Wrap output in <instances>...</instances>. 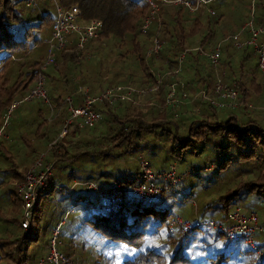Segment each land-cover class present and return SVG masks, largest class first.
I'll list each match as a JSON object with an SVG mask.
<instances>
[{
    "label": "trees",
    "instance_id": "trees-1",
    "mask_svg": "<svg viewBox=\"0 0 264 264\" xmlns=\"http://www.w3.org/2000/svg\"><path fill=\"white\" fill-rule=\"evenodd\" d=\"M51 1H53V9L54 3L61 7L76 4L80 18L83 21L92 18L101 20V32L98 33L97 37L89 40L88 45H85V48L88 47L89 50L98 52L99 58L95 57L93 61L88 60L83 66L77 64L69 66L60 63V57L63 53L72 52V44H66L58 52L57 58L58 53L56 54L55 59L57 60L56 62L54 60L53 67H49L45 71L47 78L52 80L50 94H48L50 117L42 119V126L36 131L34 142L29 143L28 149L40 144L42 146V143L45 145L58 133V123L68 115L67 105L63 98V94L68 88L66 93L75 90L74 93L81 97V103L73 104L75 106L82 105L81 93L77 92L76 88L72 86V80H74L76 82L75 87L78 85L87 87L91 96L104 89L116 86L130 87L136 90L142 89L146 92L139 97L133 94V98L138 101L137 104H132L126 100H119L114 104H108L106 101L93 102L91 109L99 114V119L91 127L80 129L76 128L74 124L71 125L69 128V130L71 129L70 137L73 130H77L86 137L68 141L70 143L69 149L75 150L73 153L68 154L69 149L67 147L59 151L52 149L50 156L55 160L57 166L62 162L65 163L64 167H67L68 162L75 156L74 154L82 153V150L79 151L77 147L88 144H90L91 150L84 149V151L89 155L88 160L91 161L98 158L97 155L99 154L100 157H110V147L123 145L122 143L128 145L127 147L130 146L132 152L139 153L138 145L134 141L137 142L141 137L143 139V134L150 132L154 125L160 126L163 124H171L172 126L173 133L169 136L170 141L168 142V150L172 155L182 154L183 156L186 151L192 152L196 156L201 155L204 151L211 153L210 158L206 156L208 157V160H205L207 163H201L198 158V161L189 164L187 167L189 173L187 172L179 182L171 187L170 195L172 198L164 195L163 199L158 197L145 200L132 194L126 186L137 182L138 171L135 178H133L127 170L120 169L117 177L119 179L116 178L115 181L120 183L123 188L120 205L112 206L109 209L98 208L95 203L103 195L83 190V192L75 195V199L76 201L80 198L85 199L88 201V205L87 203L82 205L75 202L69 208L72 210L68 214L80 207L85 209L82 220L85 222L84 224H87V230L90 232L95 230L96 234L103 240L104 246L111 248L126 246L129 253L124 256V259L121 258V264H140L146 261L147 258L157 259L155 260L156 263L160 259L166 258L170 259V262L185 259L186 264L190 262L192 264H203L204 259L208 260V264L223 263L228 255L226 254L228 251L226 242H241L243 239L224 240L221 233L217 231L213 236L207 238L206 232L201 228H192V230L179 235L175 232H168L166 226L172 215L188 218L186 217L187 214H177L172 210L175 206H181L184 203L183 200L186 199L175 197L177 185L187 176L200 177L199 172L206 167L208 168L209 166L205 165L209 164L212 167L210 166L206 172H216L213 186L217 198L212 199V203H207L203 210L212 212L215 209V203L221 201L217 205V212H221L218 222H224L228 209H231L242 197H246L248 200L246 206L249 208L253 207L256 202L262 203L261 206L264 205V89L258 87V84L254 82V78L250 79L249 76H246L248 73L247 59L250 52L253 54L254 51L248 46L236 47L234 44L237 41L246 39L240 38V35H246L247 30L240 31V29L249 20L250 16L239 21L238 26L231 24L227 19L228 15L226 17L221 16L220 18H225L226 24L231 25V32L219 35V39L213 41L214 43L212 42L213 45H211H219L220 63L218 72L224 71L226 76H223V78L225 77L224 80L227 84L236 87L239 95L243 96L250 104L249 107L239 106L228 109L224 107L216 108L198 95L203 90L207 95L213 96L215 74L210 70L208 71L210 75L207 73L202 75L198 70V67L202 71L205 69V59L201 58L203 50L197 51V47H199L197 45H200V47L202 45L195 41V35L192 34L189 37V32L182 28V23L187 24L192 19L188 20V15L185 14L186 11L194 15L201 7H205L212 0L200 3L194 11H190L179 4H165L153 0L159 8L162 7L161 10L158 8L160 11L158 12L160 14L158 15L159 19L155 20L154 17L153 20H149L144 28H142L144 20L151 11V5L147 0ZM2 3L0 2V85L2 87V83H4L6 88L0 87V120L3 117L5 108L13 101L22 99L32 88L36 73L45 58L47 50L46 40L43 41L44 43L39 40L41 24L49 25L50 36L51 23L54 18V15L51 16L45 11L39 15L37 22L32 24L30 22L32 17L28 14L25 15L26 11L23 13L18 12L14 7L8 6V0ZM23 5L27 8L25 4ZM172 5L175 7L181 6L180 8L184 9V17H180L179 22L176 21L175 17L171 19L174 24L169 19V10L173 8ZM259 8L264 10V0L259 4ZM176 10H178V7H176ZM208 11L210 14L212 13L210 9ZM196 23L197 21L193 24ZM252 25L264 29V11L260 16L252 14ZM35 34L38 35L34 37ZM155 35L163 40L162 47L160 46L161 49L157 56L154 54L146 55L145 49L151 44ZM234 35H236L235 39L233 38ZM42 45L43 49L45 46L43 55L39 59H34V57L30 59L32 50L37 47L39 53ZM67 47H71V50H67ZM191 51L197 52V55L195 53V55L191 54ZM236 54L238 59L234 61V55ZM185 56L187 64L184 65L182 59ZM28 60H32V63ZM129 62L131 63L129 64ZM129 65L132 66L129 67ZM14 69L15 73L10 74V71ZM158 77H160L158 87L151 90ZM59 79L64 80L67 89L62 85L59 86ZM12 80L13 82H11ZM168 84H173L175 89L174 98L179 97V103L174 105L165 103ZM182 93L185 95L184 97L181 96ZM139 103L142 104L141 106H146V108L144 110L139 108ZM38 112V114H41L40 111ZM144 116H150L151 118L149 117V120L144 119ZM152 119H155L156 123H151ZM44 121L47 122L43 123ZM53 122H56V124L54 127L50 126L48 132L42 131L46 125ZM95 128H105L104 136L101 135L97 138ZM112 130H114L113 133ZM109 134L111 136H106ZM140 135L141 137H138ZM93 137L94 139H92ZM98 139H100L99 144L97 143ZM114 139L117 140L115 144L113 143ZM131 141L134 146L130 144ZM125 144L126 151L128 148ZM150 150L152 151V149ZM28 153L32 156L35 155L30 150L27 151ZM169 156H171L170 153ZM176 162L178 165L179 162ZM9 174L12 179V188L9 191L10 195L13 196V198H10L11 205L13 207L16 203L20 210L16 218L4 219L3 221L5 235L0 239V247L6 246L8 248L11 245V250L0 248V251L2 253L5 250L7 251L5 255L9 257L8 264H29L31 263V261L28 262L29 259L15 257L18 248L22 244L30 245L34 239V237H31L32 225L22 231V234L16 233V227L22 229L19 224L21 201L16 195V182L22 180V173L16 172L13 167L9 169ZM68 174L71 176L73 169L70 168ZM99 174L107 177L108 173L99 172ZM200 181L201 184H207V187L211 180L204 178ZM93 182L100 187L109 184L100 183L97 180ZM46 189L47 187H45V192ZM79 205L81 206L79 207ZM90 206L96 208L97 211L89 214L88 212L85 213ZM36 211L33 220L39 212L38 209ZM262 213L264 214V207ZM199 216L202 217V215ZM6 223L13 224L16 227L9 230ZM162 228L166 230L165 236H159ZM15 234H17L15 237L8 239ZM173 237L174 239H172ZM160 239H163L170 247L163 250L159 245H154ZM209 239L213 248L208 254L206 252V242ZM223 241L225 242L222 243ZM69 245L67 250H62L66 264H77L76 259L72 260L73 257L71 256L73 246L71 239ZM119 254H117V258H119ZM100 257L103 258V256ZM215 259H219L217 260L218 263ZM259 261L260 263L254 262L253 264H264L262 259H259ZM96 262L108 263L107 259L97 260Z\"/></svg>",
    "mask_w": 264,
    "mask_h": 264
},
{
    "label": "rangeland",
    "instance_id": "rangeland-1",
    "mask_svg": "<svg viewBox=\"0 0 264 264\" xmlns=\"http://www.w3.org/2000/svg\"><path fill=\"white\" fill-rule=\"evenodd\" d=\"M5 0H0L2 3ZM263 0H212V2H208V4L205 7H201L200 10L194 15L185 12L186 15H188V22L187 24L182 23V28L185 31H188L190 36L193 34L195 35V41L198 42L197 45L199 47L197 51L200 52V49L203 50L202 52H207L208 50L218 46L219 45H213V41L219 39V35L221 34H227L231 32V25L226 24L225 18H220L221 16H227V19L231 22V24H236V26L239 25V21H242L246 18H248L251 14H254L255 16H260L264 10L259 8V4ZM3 4V3H2ZM23 0H8V6L14 7L18 12H24L26 11L25 15H29L32 17V21H30L32 24L36 23L39 19V15L42 12L47 11L49 15H54V9H53V1L51 0H34V5L29 6V8L24 7ZM173 4V3H172ZM173 6V5H172ZM176 7H178V10H176ZM173 6L172 9L169 10L170 14V22L174 24L171 19L175 17L176 21L179 22L180 17H184L183 14V8H180L181 6ZM159 8V6H158ZM162 8V7H160ZM159 8V9H160ZM157 9V8H156ZM155 9V10H156ZM208 9L211 10V14L209 13ZM161 10V9H160ZM152 11V8H151ZM250 11V13H249ZM158 12H160L158 9L154 12L155 16H150L146 19L153 20V18L158 20ZM163 12V11H162ZM157 15V16H156ZM219 16V17H217ZM145 19V20H146ZM144 20V21H145ZM196 24H193L196 22ZM233 28V27H232ZM39 40L42 42L49 38V25L46 26L44 23L41 24V29L39 32ZM38 34H35L37 36ZM194 38V36H193ZM153 39V38H152ZM159 39V38H158ZM161 47L163 44V40L159 39ZM201 41V43H200ZM43 42V43H44ZM213 42V43H212ZM103 43V42H102ZM88 45V44H87ZM150 45H148L145 49V52L147 53V50ZM86 47V46H85ZM81 52H77L72 47V52L68 51L63 53L60 57V63H65L71 66L72 64H77L80 66H83L84 63L88 60L93 61L94 58H99L98 52L91 51L87 48H85ZM71 47H67V50H71ZM161 49V48H160ZM32 56H30V59H39L43 52H45V46L43 49H40L38 53V48L32 50ZM31 52V51H30ZM191 54H196L197 52L191 51ZM194 54V55H195ZM200 54V53H199ZM59 53L57 54L56 58L58 57ZM147 55V54H146ZM157 56L158 54H154ZM202 59L204 60V70H200L198 67V70L202 73H208V71L212 70V73L217 75L218 68H219V60H220V54L218 58V65L213 67L209 63V61L205 58L203 54ZM27 60V59H26ZM57 59H55L56 62ZM183 64H187L186 56L182 59ZM30 63H32V60H28ZM131 62H129L130 64ZM257 58L256 55L251 54L247 59V69L248 73L246 76H249L250 79L254 78L255 83L258 84V87H261L264 89V73L260 71L257 68ZM132 65H129V67ZM49 67H53V64L49 65ZM48 67V68H49ZM85 67V66H84ZM47 68V69H48ZM88 68V67H86ZM190 68V67H189ZM89 69V68H88ZM225 73L224 71H221ZM15 69L10 71V74H14ZM72 76V75H71ZM226 76V74L224 75ZM94 77V76H93ZM72 78H74L72 76ZM225 78V77H224ZM223 82L227 84V82L224 80ZM1 82V80H0ZM13 82V80L11 81ZM1 88H6L4 83H2ZM12 84V83H10ZM228 85V84H227ZM89 90V89H88ZM179 99V97H178ZM164 102V101H163ZM249 103V102H248ZM142 104L139 103V108H146V106H141ZM40 111L41 114H38ZM49 108L47 104H43L41 101L32 99L28 102H22L20 103L15 109L11 111V113L8 116L7 125L4 127L3 132L7 133L10 132L13 133L9 140V145L13 149L17 150H27L29 146H25L24 144H28L27 141H33L34 136L36 135V131L40 126H42V119L50 117L49 115ZM149 113V112H148ZM3 116V115H2ZM144 119H148L150 116H144ZM151 118V117H150ZM3 122V119L0 120V122ZM147 121V120H145ZM151 123H156L155 119L151 120ZM170 122V120H168ZM2 122L0 126L2 125ZM47 121H44L45 123ZM56 124V122H53L51 124L46 125L42 131L48 132L50 130V126H53ZM155 126V127H154ZM152 127V130L150 132H146L143 134L144 138L142 139L141 135L138 137L140 140L137 142L134 141L135 144L138 145V149L140 152H136L131 150V148L127 147L125 143H122L123 145L110 147L111 148V155L110 157H100L96 158L94 161L91 160H85L80 164V167L74 166L73 168L79 169L80 172L87 169V173H91L92 180L100 183H112L116 181V178L118 177V170L125 169L128 173H131L133 178L136 176L137 167H138V161L139 158H142L145 160L152 168L159 169L160 167L167 166L170 163H173L179 170L185 171L186 174L188 172V166L190 163L198 161V158L201 163H207L208 157H211V153L204 151L199 156H196L192 152L186 151L183 156L182 154L178 155H172L171 152L168 150L169 146V136L172 135L173 130L171 124H163L160 126L154 125ZM92 130V128H91ZM105 128H95V135L99 138L101 135L104 136ZM114 130H112L113 133ZM109 133V132H108ZM111 136V134L106 135ZM21 137H25V139H21ZM129 137V136H128ZM36 139V138H35ZM94 139V137L92 138ZM98 139V144H99ZM135 140V139H134ZM117 142V140L114 139V144ZM112 144V142H110ZM128 148L125 151V147ZM132 146H134L133 142L131 141ZM42 146L44 144L42 143ZM61 144H54V147L50 148L49 156L51 155V150L58 151L62 149ZM70 146H68L69 148ZM89 149L91 150L90 144L85 145L84 147H77L79 150L83 149ZM124 148V149H123ZM123 149V150H122ZM152 149V151L150 150ZM71 153H73L75 150L69 149ZM138 150V151H139ZM22 152H16L15 154H20ZM169 153L171 156H169ZM86 154V153H84ZM75 156L70 160L69 165H71L76 159L78 161H81L84 159V155L82 153H76ZM88 155V154H86ZM96 156V157H97ZM208 156V157H206ZM171 157V158H170ZM197 158V159H196ZM13 159V157H12ZM49 162H52L54 167H57L55 160H53L52 156H50V159H48ZM178 161V165L176 164ZM13 162V160H11ZM76 162V161H75ZM8 163V162H7ZM85 163V164H83ZM11 164V163H9ZM205 166H211L205 165ZM209 167L204 168L202 171L199 172L200 177H194V176H187L186 179L182 180L177 187L175 188V197L176 198H186L184 199V203L181 206L173 207V212L180 213L183 215H186V219L194 220V219H200L203 221H208L209 219H213L215 221H219L218 218L221 215V212H217L218 208L217 205L221 203V201L214 202L215 203V209L210 212L208 210L204 211V207L207 203H212V199L217 198L216 193L214 194V179L216 172L207 173L206 171L209 170ZM212 167V166H211ZM12 166L6 165V162H3L0 160V239L4 237L5 232L3 230L4 227V219H10V218H16L18 216L17 213H19L20 207L17 206L16 203H14L13 207L11 205V200L9 198H13L9 193L11 187V175L9 174V169H11ZM55 169V168H54ZM54 171H52L53 173ZM99 172H107V177L101 176ZM189 173V172H188ZM74 174V173H73ZM53 176V175H52ZM73 177V176H72ZM204 178H209L211 181L207 184H201L200 180H204ZM119 178H117L118 180ZM214 180V181H213ZM92 181V182H93ZM20 181L16 182L18 184ZM71 180L67 178V173L63 171L62 178H57L56 185L60 186L61 190H53L48 195L45 196V198H41L38 203V209L39 212L35 216L34 220L31 221L32 225V235L31 237H34L32 240V244H22L20 248H18L17 254L15 257L18 256V258L29 259L28 262L31 261L29 264H37L38 259L42 256L44 253V249L46 244H44L47 241V238L49 237L50 229L54 226L55 223L62 221L64 224L60 227V234L59 238L61 240L60 243V249L61 250H67L69 245V240L71 239L73 242L72 250H71V256L73 257L72 260L76 259L77 264H102V262H96L97 260H103L107 259L108 263L106 264H121L122 259H124V256L128 255L129 250L126 246H122L117 248H111L103 245V240L100 239V237L96 234L95 230L93 232H90L87 230L88 226L87 224H84L83 222V212L85 209H81V205H79V209H76L74 212L68 214V212L72 209H69L74 205V202L76 201L75 198H73L70 195L66 194L65 188L72 190H78L79 192H83L84 186H75L71 185ZM94 183V182H93ZM177 190V191H176ZM88 192V191H86ZM72 191H69V194H72ZM214 194V195H213ZM60 195H63V198H60ZM66 195V196H65ZM69 196V197H68ZM188 197V200H187ZM211 200V202H210ZM239 201L234 204V206L231 207V209H228V212L226 213L225 217H228V213L237 207L243 212H251L254 211L257 215V222L258 224L264 225V214L262 213V209L264 207L261 206L262 203L256 202L253 207L249 208L246 206V197H242L241 199H238ZM79 204H86L88 201L85 199H78L77 200ZM250 203V202H249ZM264 204V203H263ZM88 205V203H87ZM55 207V208H54ZM78 207V206H75ZM5 208V210H4ZM11 208V210H10ZM14 208V209H13ZM262 208V209H260ZM12 211V212H11ZM96 212V208L89 207L85 213L88 212ZM37 212V211H36ZM36 214V213H35ZM202 215L200 217L199 215ZM174 216V215H172ZM171 216V217H172ZM170 217V218H171ZM182 217V216H181ZM169 218V219H170ZM225 218V220H226ZM19 220V219H18ZM224 220V221H225ZM8 224V223H6ZM9 230H13L14 227H16L13 224H8ZM201 229L206 232L207 238H210L213 236L215 231L208 230L203 226ZM50 228V229H49ZM73 230V231H71ZM23 229L16 227V233L22 234ZM200 232V231H199ZM175 233H178L179 235L185 233L184 231L178 230L175 231ZM11 236L8 239H12L15 237ZM165 236L166 230L163 228L161 229V232L159 233V236ZM147 238V236H145ZM224 240H228L224 237H222ZM174 239V237L172 238ZM252 241L253 245L250 247L244 240L241 242H226V249L228 250L226 252L227 257L221 264H253L254 262L260 263L259 259H262L264 261V234L261 232H256L254 235H252ZM220 242V241H219ZM223 241L222 243H224ZM207 243V249L206 252L208 254L211 252L213 245L212 242H210V239L206 242ZM154 245H159V247L163 250L169 248V244L164 242L163 239H160L159 241H156ZM3 250L8 249L11 250V245L6 248V246L0 247ZM24 248V249H23ZM1 250V249H0ZM38 251H42L41 253H38ZM121 252V253H120ZM7 251H3V253L0 251V264H8L9 257L5 254ZM63 253V252H62ZM120 253V254H119ZM117 254H119V258H117ZM64 255V254H63ZM100 256H103L101 258ZM65 257V256H64ZM122 258V259H121ZM157 259H149L147 258L146 261L141 262L140 264H186L185 259L175 262H170V259H160L159 262H155ZM219 259H215L216 263H218ZM118 261V262H117ZM208 260L204 259L203 264H208ZM75 264V263H74ZM188 264H192L191 262Z\"/></svg>",
    "mask_w": 264,
    "mask_h": 264
},
{
    "label": "built area",
    "instance_id": "built-area-1",
    "mask_svg": "<svg viewBox=\"0 0 264 264\" xmlns=\"http://www.w3.org/2000/svg\"><path fill=\"white\" fill-rule=\"evenodd\" d=\"M152 8L150 16L157 11V2L165 4H179L186 7L190 11L198 8L200 3H205L210 0H147ZM25 6L34 5V0H24ZM157 8V9H156ZM156 9V10H155ZM149 23V19L144 21L142 28ZM247 30V37L243 41L235 42V46L250 47L257 58V68L264 72V29L262 27H254L252 25V14L249 20L241 27ZM102 30L100 19L92 18L88 21H83L79 15V9L76 4H71L67 7H61L54 3V18L51 23V34L47 39V50L45 58L41 63L38 72L36 73L34 84L28 93L18 101H13L6 108L3 114V122L0 127V135L2 130L7 125L8 116L20 102H28L32 99L41 101L43 104H48L46 76L45 71L48 66L54 63L55 56L60 52L66 44H72L73 49L81 52L87 42L95 37ZM236 38V35L233 36ZM160 41L155 35L147 50V55L158 54L160 50ZM211 66L218 65L219 47L216 46L207 52H202ZM176 72V71H174ZM224 73H218L214 78L213 96L207 95L203 90L199 92V96L208 101L216 108H237L239 106L249 107L250 104L243 96L239 95L238 89L234 86H229L223 82ZM160 82V77L157 78L151 90H155ZM165 103H179L178 98H174V86L168 84ZM82 95V105L75 106L72 104L70 96L66 97L68 115L64 119L60 132L55 139L47 145L46 151L40 153L22 173V180L16 184V195L21 201V219L20 227L28 229L33 220L34 213L38 209L39 200L45 195L46 182L52 175L54 165L52 162L46 161V152L54 147V144L63 146V138L68 133L72 124L76 128H84L93 126L99 119V114L91 109V104L95 101H106L108 104H114L119 100H126L132 104H137L138 101L133 98V94L137 97L145 93V90L133 89L130 87L116 86L113 88L104 89L95 95L91 96L87 87L78 86L76 89ZM185 95L182 93L181 95ZM195 97L197 95H194ZM65 143V142H64ZM63 148H65L63 146ZM186 175L185 171L179 170L173 163L168 164L165 168L156 170L152 168L145 160L139 158L138 161V180L136 183L127 185L126 188L134 195L151 200L162 198L164 195L172 198L170 195L171 187L179 182ZM84 190L92 193H101L103 197L95 203L98 208L109 209L112 206H118L122 202L123 188L120 183L112 182L105 187L86 181L81 183ZM126 191V190H125ZM224 222H218L213 219L203 221L200 219L189 220L179 215L172 216L167 222V231L173 233L181 230L184 232L192 230V228L200 229L203 226L208 230L220 232L221 235L228 239H243L250 247L253 245L252 235L256 232L264 234V225L258 224L257 215L254 211L243 212L238 208L232 209ZM62 221L54 224L50 229L49 237L46 241L44 253L38 259L37 264H66L65 257L60 249L59 231L62 226ZM194 224V225H193Z\"/></svg>",
    "mask_w": 264,
    "mask_h": 264
},
{
    "label": "crops",
    "instance_id": "crops-1",
    "mask_svg": "<svg viewBox=\"0 0 264 264\" xmlns=\"http://www.w3.org/2000/svg\"><path fill=\"white\" fill-rule=\"evenodd\" d=\"M246 36H247V33H246V35L245 34H241L240 35V38H246ZM253 52V51H252ZM254 55H255V53H253ZM235 56V60L234 61H236L237 59H238V55L236 54V55H234ZM48 70V69H47ZM47 73V72H46ZM45 76H46V74H45ZM50 83H52V80L50 79V78H47V76H46V89H47V95L48 94H50V89H51V87H50ZM76 82L74 81V80H72V86H73V88H76L77 89V87L78 86H74V84H75ZM63 86L64 88H66V86H65V82H64V80L63 79H59V86ZM67 86L69 87V85H68V83H67ZM81 87H85V86H81ZM67 89V88H66ZM69 89V88H68ZM68 89L66 90V91H68ZM66 91H65V93H66ZM75 92V90H70V92H67L66 94L64 93L63 94V98H64V100L66 99V97H68V96H70L71 97V99H72V104L73 103H75L76 105L78 104V103H81V97H79L78 96V94H76V93H74ZM239 92V91H238ZM167 94V93H166ZM165 99H166V97H165ZM16 101V100H15ZM66 102V101H65ZM175 103H173V105H174ZM49 105V104H48ZM67 105V104H66ZM2 119H3V117H2ZM65 119V118H64ZM64 119L60 122V123H58V126H59V131H58V133L54 136V138H52V140H49L48 142H46V144L44 145V146H41V144L40 145H38V146H34V147H32V148H30V149H28V150H30V151H32V153H34L35 155L34 156H32V154H27V151L28 150H25L24 151V149L23 150H17V149H13L10 145H9V140H10V138H11V136L13 135V133H11L10 134V132H8L7 131V133H4L3 132V130H2V133H1V135H0V160L1 161H3V162H6V165H8V167L9 166H12V168L14 167L15 168V170H16V172H19V173H23V171L27 168V167H29L31 164H32V162H33V160L40 154V153H42V152H45L46 151V147H47V145L48 144H50L51 142H53V141H55V139L57 138V136H58V134H59V132H60V129H61V126H62V123H63V121H64ZM1 127V126H0ZM71 130V129H70ZM70 130H69V132L65 135V137L63 138V141L65 142H63L62 144H63V146L66 148H68V146H70V143L68 142V141H70V140H76V139H80L81 137H86L85 135H83V134H81V133H79L77 130L75 131V130H73V131H71L72 132V134H71V137H70ZM35 137V136H34ZM21 139H25V138H22L21 137ZM42 139V138H41ZM27 142H34V141H27ZM29 143L28 144H24L25 146L27 145H29ZM31 144H33V143H31ZM80 147H84V145H82V146H80ZM63 148V147H62ZM69 149V148H68ZM85 149V148H84ZM84 149L81 151V150H79V151H81L82 152V154L84 155V159L83 160H81V161H78V160H76V159H74L75 161L71 164V166L69 165V166H67V167H64L65 166V163H62L61 162V164H59L57 167H54L55 169H53V173H52V175H51V177L49 178V180L46 182V187H47V189H46V192H45V195L43 196L44 198H45V196L46 195H48V192L49 191H53V190H61V188H59L60 186H58V185H56V181H57V178L59 179V178H62V174H63V171H65L66 173H67V178L68 179H70L71 180V185H75V186H82V184L81 183H84V182H86V181H93L92 180V175L93 174H91V173H87V172H89V171H87V169H85V170H83L82 172H80L79 171V169H76V168H73L74 166H77V167H80V164L84 161L85 162V160H87V159H89V155H86L87 153L84 151ZM59 151V150H58ZM16 152H22V153H20V154H15ZM38 153V154H37ZM49 153H50V151L48 152H46V156H45V160L46 161H48V159H50V156H49ZM69 153H71L70 152V150L68 151V154ZM84 153H86V154H84ZM26 154V155H25ZM12 157H13V159H12ZM11 160H13V162H11ZM8 162V163H7ZM70 162V161H69ZM68 162V163H69ZM9 163H11V164H9ZM83 164H85V163H83ZM70 168L71 169H73V173L74 174H71V176L68 174L69 173V170H70ZM73 176V177H72ZM12 180V179H11ZM72 189H74V188H71V189H68L67 190V188H65V191H66V194L67 195H70V196H72L73 198H75V195H77L78 193H80L78 190H72ZM84 190V189H83ZM69 191H72L73 193L72 194H69ZM66 196V195H65ZM42 197V198H43ZM64 196L63 195H60V198H63ZM92 197V196H91ZM93 199V198H92ZM9 200H10V198H9ZM75 202H77L78 203V201H75ZM74 202V203H75ZM55 208V207H54ZM1 209V208H0ZM39 210V209H38ZM178 214V213H177ZM50 229V228H49ZM61 230V229H60ZM61 241V240H60ZM42 252V251H41ZM40 251H38V253H41ZM61 252H62V250H61Z\"/></svg>",
    "mask_w": 264,
    "mask_h": 264
},
{
    "label": "clouds",
    "instance_id": "clouds-1",
    "mask_svg": "<svg viewBox=\"0 0 264 264\" xmlns=\"http://www.w3.org/2000/svg\"><path fill=\"white\" fill-rule=\"evenodd\" d=\"M48 67H49V66H48ZM78 86H79V85H78ZM47 97H48V95H47ZM23 102H24V101H23ZM48 104H49V100H48ZM48 104H47V105H48ZM73 105H74V104H73Z\"/></svg>",
    "mask_w": 264,
    "mask_h": 264
}]
</instances>
